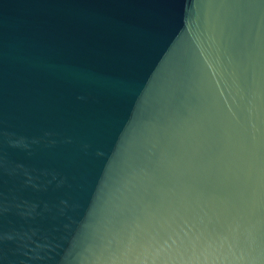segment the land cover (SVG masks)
Segmentation results:
<instances>
[{
    "label": "water",
    "instance_id": "obj_1",
    "mask_svg": "<svg viewBox=\"0 0 264 264\" xmlns=\"http://www.w3.org/2000/svg\"><path fill=\"white\" fill-rule=\"evenodd\" d=\"M0 264H264V0H0Z\"/></svg>",
    "mask_w": 264,
    "mask_h": 264
}]
</instances>
